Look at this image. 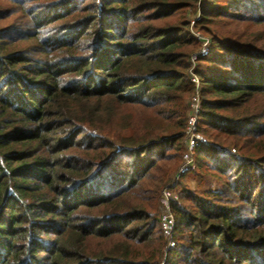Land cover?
I'll return each instance as SVG.
<instances>
[{"label":"trees","instance_id":"trees-1","mask_svg":"<svg viewBox=\"0 0 264 264\" xmlns=\"http://www.w3.org/2000/svg\"><path fill=\"white\" fill-rule=\"evenodd\" d=\"M191 73L163 264H264V0L0 1V264H159Z\"/></svg>","mask_w":264,"mask_h":264},{"label":"built area","instance_id":"built-area-1","mask_svg":"<svg viewBox=\"0 0 264 264\" xmlns=\"http://www.w3.org/2000/svg\"><path fill=\"white\" fill-rule=\"evenodd\" d=\"M196 38L203 42L205 46L207 44V39L202 37L198 32L194 33ZM207 51L206 47L202 48L201 52L205 53ZM191 66H194V58L191 59ZM193 75V76H192ZM191 80L196 85V91L192 95L189 106V116L188 122L186 126V135H185V146L181 154V163L179 165L177 176L181 175L183 172L190 169L193 165L194 157H193V148L199 143L203 142V137L196 130V121H197V113L200 105V98L197 89V79L194 74H190ZM177 198L172 195V191L167 187L163 188L160 192V201L162 204L161 218H160V226L166 238V245L163 249L162 259L159 264H163L164 255L166 251L173 246L172 240V232L174 228V215L171 209L172 203Z\"/></svg>","mask_w":264,"mask_h":264},{"label":"rangeland","instance_id":"rangeland-1","mask_svg":"<svg viewBox=\"0 0 264 264\" xmlns=\"http://www.w3.org/2000/svg\"><path fill=\"white\" fill-rule=\"evenodd\" d=\"M0 1H3V0H0ZM1 5H3V3ZM14 23H17V24L22 23L23 24L24 22H22L21 18L18 17V19H16ZM207 46H208V43L204 47H207ZM201 65H202V68L205 69V67H206L205 65L206 64H201ZM196 79H197V77H196ZM191 97L192 96H190L187 99L186 123H185V128H184V140H183V144H182L183 145L182 146V151H183L184 146H185V135H186L185 130H186L187 122H188L189 106H190L189 104H190ZM149 112L146 113L145 111H142V110H138V111L135 110L133 112V114H134V117H135L136 124L137 125H140V124H142L144 122V120L147 121L146 119H150L151 117H150V113ZM153 122H156V120L153 121ZM180 163H181V157L179 156L178 157V161L175 162V166L173 168L171 167V172L169 174L170 175V180L168 181V183L166 185L162 186L159 189V191H158V201H159L158 217H159V221H160V218H161V211H162V204H161V201H160V192H161V190L163 188L167 187L168 189H170L172 191V195H174L176 198H178V191L180 190V187L187 186V187H189L191 189H195V188H200V187H202V188L203 187H207V185L209 186V184H208L207 181L199 180V179H197L196 176H194L192 174L185 175L183 177V179L180 180V183H179L180 185H178V178H179V176H177V171H178V168H179ZM210 186L217 187L218 185H216V184L214 185V181H213L212 184H210Z\"/></svg>","mask_w":264,"mask_h":264}]
</instances>
